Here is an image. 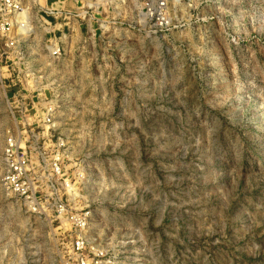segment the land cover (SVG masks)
I'll return each instance as SVG.
<instances>
[{"label":"rangeland","instance_id":"obj_1","mask_svg":"<svg viewBox=\"0 0 264 264\" xmlns=\"http://www.w3.org/2000/svg\"><path fill=\"white\" fill-rule=\"evenodd\" d=\"M84 16L38 23L2 73L0 155L27 140L36 189L0 185V264H264V0H87Z\"/></svg>","mask_w":264,"mask_h":264},{"label":"built area","instance_id":"obj_2","mask_svg":"<svg viewBox=\"0 0 264 264\" xmlns=\"http://www.w3.org/2000/svg\"><path fill=\"white\" fill-rule=\"evenodd\" d=\"M75 6L68 8V2ZM87 0H52V4H42L41 0H0V81L4 82L2 73L9 71L10 66H20L27 63L30 43L34 41L38 23L43 22L51 32H56L58 26H67L71 31V23L76 19H84ZM162 5V4H161ZM163 18H161L162 20ZM49 51L51 57L59 58L62 47L53 39L50 40ZM21 94L13 93L11 111L16 120L15 111H19L17 128L32 126L28 120V113L35 107L33 99L24 106L18 99ZM9 98V99H10ZM50 121V120H48ZM27 140L10 134L6 138L5 146L1 150L0 185L19 198L34 199L35 183L30 180V160L22 143Z\"/></svg>","mask_w":264,"mask_h":264}]
</instances>
